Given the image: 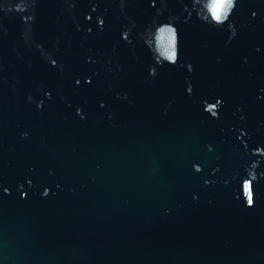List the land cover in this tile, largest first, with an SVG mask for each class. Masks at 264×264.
Here are the masks:
<instances>
[{"label":"water","instance_id":"obj_1","mask_svg":"<svg viewBox=\"0 0 264 264\" xmlns=\"http://www.w3.org/2000/svg\"><path fill=\"white\" fill-rule=\"evenodd\" d=\"M0 264H264V0H0Z\"/></svg>","mask_w":264,"mask_h":264},{"label":"snow or ice","instance_id":"obj_2","mask_svg":"<svg viewBox=\"0 0 264 264\" xmlns=\"http://www.w3.org/2000/svg\"><path fill=\"white\" fill-rule=\"evenodd\" d=\"M221 3H223V0H221ZM220 7H221V5L220 4H217L216 5V10H215V12H214V15H215V18L216 19H220V16H219V11H220ZM171 58V57H170ZM246 187H248L249 188V198H248V204L249 205H252L253 203H254V199H253V195H252V192H251V188H250V186H246Z\"/></svg>","mask_w":264,"mask_h":264}]
</instances>
